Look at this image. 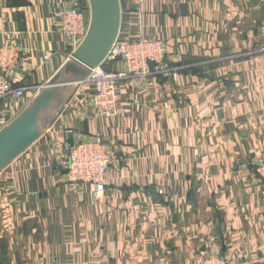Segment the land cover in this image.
Listing matches in <instances>:
<instances>
[{"label":"crops","instance_id":"crops-1","mask_svg":"<svg viewBox=\"0 0 264 264\" xmlns=\"http://www.w3.org/2000/svg\"><path fill=\"white\" fill-rule=\"evenodd\" d=\"M73 1L0 0V44L19 47L0 71L18 85L55 80L73 50L51 12ZM120 3L122 30L163 39L172 71L121 81L131 111L110 119L91 110L89 86H72L0 171V264H201L207 254L264 264L254 167L264 158V0H150L141 28L132 1ZM68 132L73 144L107 143L109 185L98 199L90 185L67 192Z\"/></svg>","mask_w":264,"mask_h":264},{"label":"built area","instance_id":"built-area-1","mask_svg":"<svg viewBox=\"0 0 264 264\" xmlns=\"http://www.w3.org/2000/svg\"><path fill=\"white\" fill-rule=\"evenodd\" d=\"M132 9L130 21L133 20L141 28L143 4L150 0H131ZM52 17L57 23V29L63 35L72 50L81 42L88 27V10L82 9L78 0L67 6L55 7ZM139 28V29H140ZM19 47L12 42L0 44V68L13 65L18 56ZM167 51L166 42L161 38L144 36L141 31L132 35L127 30L119 28L118 35L103 63L92 68L79 84L90 88L88 104L91 110L104 119L114 118L119 114L131 111L129 105L121 102L119 83L132 79L147 80L152 73L166 74L172 69L164 66ZM48 56L42 57L43 61ZM121 63L116 70H106V63ZM46 85H18L0 71V128L8 124L32 98ZM65 157L61 168L66 170V189L73 195H78L85 185L92 186V197L98 199L109 185L108 171L110 155L107 143L101 136L89 141H78L73 145L64 143ZM257 177L261 182L260 193L264 196V158L254 165ZM201 264H250L241 259L230 262L218 254L203 256Z\"/></svg>","mask_w":264,"mask_h":264},{"label":"water","instance_id":"water-1","mask_svg":"<svg viewBox=\"0 0 264 264\" xmlns=\"http://www.w3.org/2000/svg\"><path fill=\"white\" fill-rule=\"evenodd\" d=\"M85 36L58 70L56 79L43 87L6 125L0 128V171L34 143L69 100L72 86L84 80L108 55L120 28V0H86ZM75 66L78 73H67ZM68 143L73 145L71 133ZM66 172V170H63Z\"/></svg>","mask_w":264,"mask_h":264},{"label":"rangeland","instance_id":"rangeland-1","mask_svg":"<svg viewBox=\"0 0 264 264\" xmlns=\"http://www.w3.org/2000/svg\"><path fill=\"white\" fill-rule=\"evenodd\" d=\"M87 10H88V5H87ZM67 69H68L67 73H69V74H72V73H75V72L78 73V71H77L76 68H75L76 71H75L72 67H68ZM74 71H75V72H74ZM53 81H54V80H53ZM50 83H51V82H50Z\"/></svg>","mask_w":264,"mask_h":264},{"label":"trees","instance_id":"trees-1","mask_svg":"<svg viewBox=\"0 0 264 264\" xmlns=\"http://www.w3.org/2000/svg\"><path fill=\"white\" fill-rule=\"evenodd\" d=\"M81 2H82L81 3V8L87 10V8H86V1L85 0H81ZM106 70H108V69H106Z\"/></svg>","mask_w":264,"mask_h":264},{"label":"bare ground","instance_id":"bare-ground-1","mask_svg":"<svg viewBox=\"0 0 264 264\" xmlns=\"http://www.w3.org/2000/svg\"><path fill=\"white\" fill-rule=\"evenodd\" d=\"M74 49H75V48H74ZM74 49H73V50H74Z\"/></svg>","mask_w":264,"mask_h":264}]
</instances>
